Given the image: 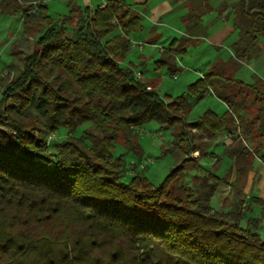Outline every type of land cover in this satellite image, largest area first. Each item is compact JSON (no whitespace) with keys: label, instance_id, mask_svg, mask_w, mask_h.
Segmentation results:
<instances>
[{"label":"trees","instance_id":"obj_1","mask_svg":"<svg viewBox=\"0 0 264 264\" xmlns=\"http://www.w3.org/2000/svg\"><path fill=\"white\" fill-rule=\"evenodd\" d=\"M210 6L205 15L214 11ZM226 7L238 34L234 57L259 55L264 0H231ZM0 16L20 18L22 35H36L17 73L0 77V264H264L259 220L244 219L243 199L227 211L211 206L220 185H231L229 174L242 177L255 157L264 160L262 79L243 83L216 61L185 94L166 101L121 64L130 36L143 29L139 11L123 0L93 9L66 0V13L58 16L45 0H0ZM180 23L185 35L153 61L155 71L173 78L189 32L203 21L189 13ZM208 94L225 111L186 121L193 107L188 98L195 103ZM149 121L170 130L168 152L184 155L157 186L139 173L123 181L124 154L114 155L121 140L125 153L141 156L134 132ZM84 124L90 126L75 136ZM60 130L64 140L49 147ZM192 130L210 141L230 135L223 176L207 171L184 183L187 166L200 167L187 158L200 150ZM156 252L162 261H153Z\"/></svg>","mask_w":264,"mask_h":264},{"label":"rangeland","instance_id":"obj_2","mask_svg":"<svg viewBox=\"0 0 264 264\" xmlns=\"http://www.w3.org/2000/svg\"><path fill=\"white\" fill-rule=\"evenodd\" d=\"M63 1L45 0V3L48 4L50 13L56 16L59 13H66V0ZM90 1V7H94L97 0ZM98 1L100 5H102V0ZM125 1L132 3V0ZM155 1L157 2L159 0ZM229 1L231 0H171L172 3L177 4L178 8L175 7L176 10H181L184 14L190 13L193 16L198 15L203 21L201 25L189 32L191 42L188 44L186 55L177 59L180 70L176 73L174 78L168 75L164 70L155 71L153 61L157 59L160 50L163 49L171 39L185 35L184 26H182L181 23V25H178L174 18L167 15L161 18L160 24L155 27L148 19L147 12L145 13L138 9L141 15V24L144 28L142 31L130 36L131 50L121 64L124 66H131L132 69L137 71V76L147 83L150 88L157 91L164 99L185 94L187 86L206 72L211 67L212 63L216 61L218 70L225 71V75L234 79H239L243 83L251 84L254 76L264 81V36L260 37V41L257 44V47L261 51L259 55L253 56L250 59L244 58L237 60L233 54L234 48L232 44L237 40L238 34L236 31L232 32V17L228 16L229 8L226 7ZM206 5L210 6L209 8L214 11L205 15L204 11L206 10ZM133 9L136 10L135 8ZM141 11L145 14L143 15ZM206 12L208 11L206 10ZM171 19L174 21H171ZM21 22L22 20L20 18H4L0 16L1 65L4 74L10 77L14 76L20 68L19 59L22 54L30 53L36 47V35L23 36ZM151 27L155 28L148 34ZM156 33H161L163 38L156 40V42H154L155 45L152 46L150 43H153V41L150 36ZM138 43H141V45L139 46ZM141 56L151 58L145 62L146 59L140 60ZM143 61L145 63H143ZM138 72H142V77H140ZM220 83L219 80H214L216 86H219ZM188 99L193 103V107L188 117H186V121L188 122L196 120L206 110L221 114L226 109L225 104L219 101L213 94H208L202 100L195 103L193 98L189 97ZM165 100L168 101V99ZM254 111V107L249 110L251 116ZM88 126H90V124L82 125L74 135L79 136L83 129ZM191 134L194 136L193 144L198 146L200 150L199 152L188 154L187 158L192 159L200 167L197 168L189 164L183 175L184 183L190 184L193 176H203L207 171H212L219 176H223L228 168V160L222 154V147H215L213 140L210 141L206 136H200L195 130H192ZM66 135V132L63 130L53 133L48 139L49 147L54 143L64 140ZM134 135V141H136L142 149L141 156L132 152L125 153L124 147L122 146L123 141L121 140L119 141L121 144L118 143L114 149L115 156L124 154L126 173L123 176V181H128L134 174L139 173L151 184L157 186L162 182L164 177L180 163L184 155L177 151H167L168 148H172L173 137L169 129L163 128L161 124L156 121H149L136 128ZM227 179L231 185H220L221 189L215 193L211 200V205L213 207H215L216 202L224 204L225 199V201H229V204L225 203L224 209L228 210L229 206L226 205H232L237 199L242 198L245 200L246 195H242L243 183L246 182L245 175L241 177L232 172L228 175ZM249 195H258L255 187ZM222 196H224V198H222ZM258 220V233L264 240V220L261 218ZM241 225L244 226V221L241 222ZM163 257L164 255H162L161 252H156L152 259L154 262H157V260ZM173 262L174 264H180L175 261Z\"/></svg>","mask_w":264,"mask_h":264},{"label":"crops","instance_id":"obj_3","mask_svg":"<svg viewBox=\"0 0 264 264\" xmlns=\"http://www.w3.org/2000/svg\"><path fill=\"white\" fill-rule=\"evenodd\" d=\"M123 1L126 4H128L129 6H131L132 8H135L137 11L142 10L145 13L147 12L146 14H148V19L154 24L155 27H156V25L160 24L159 23L160 19L166 17L167 15H169V17L174 18L175 22L177 21L176 23L178 25H181L180 24V17L182 15H184V12L181 10H176L175 7H177V4L172 3L171 0H159L157 2L155 0H132V3H128L125 0H123ZM77 2L80 5H84V6H88V7H90V4H91L90 0H77ZM97 5H100L98 0H97L96 4L94 5V7ZM47 6H48V4H47ZM94 7L91 6L90 8L93 9ZM145 13L142 12L143 15ZM59 14H57V15H59ZM174 20L171 19V21H174ZM154 28L151 27L148 34L150 32H152V30H154ZM150 37H151V40L153 41V43H150V44H152V46H154L155 45L154 42H156V40H158V39H162L163 35L161 33H156L155 35H151ZM141 43H143V42H141ZM150 58L151 57L145 58V56H141L140 60L146 59L145 62H147ZM145 62L143 61V63H145ZM138 74H140V77H142V72H138ZM213 144L215 147L221 146L222 147V154H224L227 150L230 149V147H233L234 142L231 141L230 135L227 132H224V133L218 135L213 140ZM245 180H246V182L243 183V189H242V195L243 194L246 195L245 200H243V202H244V205H243L244 219H249V218H258L259 219V218H261L262 220H264V160H261L260 157H258V156L255 157L251 169L245 175ZM253 184H255V185H253ZM254 187L256 188L258 195L257 196H250L249 194L251 193V191L253 190ZM222 198H224V196H222ZM225 203L229 204V201H225V199H224V204H219L218 202H216L215 207H213L212 205L211 206L215 210L227 211L224 209ZM226 206H229V208H230L231 204L226 205ZM258 229H259V227H258Z\"/></svg>","mask_w":264,"mask_h":264},{"label":"built area","instance_id":"obj_4","mask_svg":"<svg viewBox=\"0 0 264 264\" xmlns=\"http://www.w3.org/2000/svg\"><path fill=\"white\" fill-rule=\"evenodd\" d=\"M106 4L105 0H102V5L101 6H104ZM138 45L140 46L141 43H138ZM2 65H1V55H0V77L4 75V72L2 71Z\"/></svg>","mask_w":264,"mask_h":264}]
</instances>
